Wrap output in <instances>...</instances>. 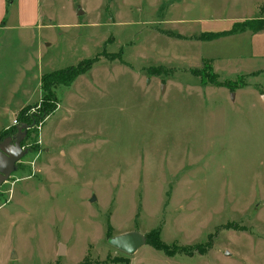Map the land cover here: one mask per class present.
I'll list each match as a JSON object with an SVG mask.
<instances>
[{
  "label": "rangeland",
  "instance_id": "obj_1",
  "mask_svg": "<svg viewBox=\"0 0 264 264\" xmlns=\"http://www.w3.org/2000/svg\"><path fill=\"white\" fill-rule=\"evenodd\" d=\"M41 3L37 26L0 28V148L43 75L92 68L21 141L0 264H264V31L196 39L264 18V0ZM133 232L134 255L109 244Z\"/></svg>",
  "mask_w": 264,
  "mask_h": 264
},
{
  "label": "trees",
  "instance_id": "obj_2",
  "mask_svg": "<svg viewBox=\"0 0 264 264\" xmlns=\"http://www.w3.org/2000/svg\"><path fill=\"white\" fill-rule=\"evenodd\" d=\"M11 1L12 0H8V3H10ZM262 31H264V18H259L254 20H246L242 23H236L231 30L224 31L222 33H206L205 36L203 35L196 39L202 41H213L224 36L238 35L246 32L257 34ZM91 68L92 62H89V60H87L86 62L80 64L78 67L70 66L67 69H61L43 75L41 86L44 94L41 103L35 106H27L23 110H21L18 114L17 123L21 122L22 125L11 128L6 135L10 136L12 134H17L19 128L23 127L24 130L22 131V136L25 135V138L23 140L29 138V136L31 135V129H33V127L35 126L37 127L43 118L51 115L57 109V96L55 92L56 87L71 85L76 78L88 72ZM204 70L205 69H203V71ZM214 85L222 86V84H220L219 82H214ZM38 107H40L39 112L41 114H39L38 112H34L27 115V113L32 109ZM151 235L149 234V243H151L157 250L167 251V247L159 240V232L156 234L157 240L155 242L150 240ZM125 261L127 262V260Z\"/></svg>",
  "mask_w": 264,
  "mask_h": 264
},
{
  "label": "water",
  "instance_id": "obj_3",
  "mask_svg": "<svg viewBox=\"0 0 264 264\" xmlns=\"http://www.w3.org/2000/svg\"><path fill=\"white\" fill-rule=\"evenodd\" d=\"M84 12L80 10L79 15ZM23 127L18 130V137L15 143L14 150L6 143L5 146L0 148V188L11 178L12 174L17 169V163L21 161L25 153L21 150L20 144L23 139ZM109 244L117 250L127 254L134 255L141 247L146 244L144 236L138 232L127 233L113 237L109 240ZM64 254V247L61 246L59 255Z\"/></svg>",
  "mask_w": 264,
  "mask_h": 264
},
{
  "label": "crops",
  "instance_id": "obj_4",
  "mask_svg": "<svg viewBox=\"0 0 264 264\" xmlns=\"http://www.w3.org/2000/svg\"><path fill=\"white\" fill-rule=\"evenodd\" d=\"M41 8V0H12L10 3H8V0H0V28H5L8 21H15V24L18 22L26 28L37 26L40 21L43 22L45 19ZM65 254L64 247L63 255ZM107 264H133V260Z\"/></svg>",
  "mask_w": 264,
  "mask_h": 264
},
{
  "label": "built area",
  "instance_id": "obj_5",
  "mask_svg": "<svg viewBox=\"0 0 264 264\" xmlns=\"http://www.w3.org/2000/svg\"><path fill=\"white\" fill-rule=\"evenodd\" d=\"M15 123L17 124V121Z\"/></svg>",
  "mask_w": 264,
  "mask_h": 264
}]
</instances>
